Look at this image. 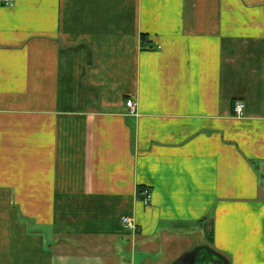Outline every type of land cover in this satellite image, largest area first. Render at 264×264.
I'll use <instances>...</instances> for the list:
<instances>
[{"label": "crops", "instance_id": "0c3cea01", "mask_svg": "<svg viewBox=\"0 0 264 264\" xmlns=\"http://www.w3.org/2000/svg\"><path fill=\"white\" fill-rule=\"evenodd\" d=\"M200 245L264 264V0H0V264Z\"/></svg>", "mask_w": 264, "mask_h": 264}, {"label": "water", "instance_id": "95a60500", "mask_svg": "<svg viewBox=\"0 0 264 264\" xmlns=\"http://www.w3.org/2000/svg\"><path fill=\"white\" fill-rule=\"evenodd\" d=\"M175 264H230L227 257L209 245H200L184 253Z\"/></svg>", "mask_w": 264, "mask_h": 264}, {"label": "built area", "instance_id": "2783aa9c", "mask_svg": "<svg viewBox=\"0 0 264 264\" xmlns=\"http://www.w3.org/2000/svg\"><path fill=\"white\" fill-rule=\"evenodd\" d=\"M3 4L5 6H13L15 5L16 0H2ZM126 105L129 109V114L131 115H136L137 114V102L135 100L129 99L126 101ZM244 103L241 101L236 102V113L237 115H243L244 113ZM140 198L143 201V203L146 206H150L152 203V197H153V192L149 188H142L139 191ZM123 223L126 225L127 228L131 230H137V224L134 218L125 216L123 217Z\"/></svg>", "mask_w": 264, "mask_h": 264}, {"label": "trees", "instance_id": "16d2710c", "mask_svg": "<svg viewBox=\"0 0 264 264\" xmlns=\"http://www.w3.org/2000/svg\"><path fill=\"white\" fill-rule=\"evenodd\" d=\"M141 189H142V188H140V190H141ZM140 190H139V191H140ZM209 241H210V242H213V237H212V236L209 237Z\"/></svg>", "mask_w": 264, "mask_h": 264}]
</instances>
